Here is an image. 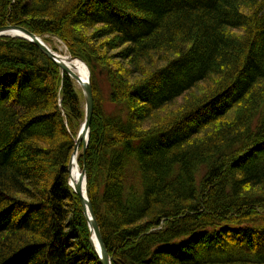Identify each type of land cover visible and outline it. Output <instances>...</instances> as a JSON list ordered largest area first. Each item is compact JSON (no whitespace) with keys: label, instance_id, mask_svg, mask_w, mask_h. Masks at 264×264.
I'll return each instance as SVG.
<instances>
[{"label":"trees","instance_id":"1","mask_svg":"<svg viewBox=\"0 0 264 264\" xmlns=\"http://www.w3.org/2000/svg\"><path fill=\"white\" fill-rule=\"evenodd\" d=\"M12 24L90 69L75 171L113 264H264V0H0ZM84 118L68 73L0 38V264H102L69 185Z\"/></svg>","mask_w":264,"mask_h":264},{"label":"water","instance_id":"2","mask_svg":"<svg viewBox=\"0 0 264 264\" xmlns=\"http://www.w3.org/2000/svg\"><path fill=\"white\" fill-rule=\"evenodd\" d=\"M11 30H16L20 32L22 35H16L14 37H23L24 39H27L31 42H34L48 57L54 60L63 71L67 72L72 78H74L82 87L83 94L85 97V102H86V116H85V122L84 125L82 126L81 130L79 131L78 138L76 139L73 154H72V159L69 164V171L72 166L73 158L74 155L77 153L81 141L84 139L83 142V153L85 154L86 149L88 147L89 139H90V125L92 121V116H93V111H94V97H93V86L91 83V73L89 69V77L88 80L85 82H80L77 75L71 70L70 67L66 64V62H61L60 61V56L52 50L46 42L38 36L37 34L31 32L30 30L18 26V25H6V26H0V38L1 37H6V36H11V34H8L9 31ZM73 60H80L83 63H85L82 59L80 58H75L71 57ZM85 65H87L85 63ZM81 169V167H80ZM81 175L83 178H85V184H86V194L87 196L85 197L84 194L82 193L81 185L76 184L74 186L75 192L77 195L80 197L84 212L87 216L88 223L90 226V231H91V244L95 248L96 252L98 253L100 260L102 264H113L112 263V258L104 244L103 237H102V232L101 228L99 225V222L96 218L92 203L90 201V196L88 192V187H87V181H86V169L83 168L81 170ZM70 177V173H69Z\"/></svg>","mask_w":264,"mask_h":264},{"label":"rangeland","instance_id":"3","mask_svg":"<svg viewBox=\"0 0 264 264\" xmlns=\"http://www.w3.org/2000/svg\"><path fill=\"white\" fill-rule=\"evenodd\" d=\"M13 25V24H12ZM6 26V25H4ZM99 29V26L97 27H94L93 29L89 30L90 34H94L97 30ZM97 33V32H96ZM95 33V34H96ZM6 37H14V35H11V36H6ZM42 37V36H41ZM45 37L48 39L47 41L44 40L46 42V44L52 49L54 50L55 52H57L58 54H61L63 55L64 57H67V56H70V57H74L72 56L69 51H68V47L67 45L65 44L64 41H62L61 39H59L58 37L56 36H51V35H45ZM43 38V37H42ZM99 42H103V43H108L107 47L109 51H107V54L109 57H115L116 58V61H120V63L124 64V57L122 55V52L124 50V45L121 46V44L117 43L116 40H113L112 37H104L102 39L99 40ZM77 58V57H75ZM115 61V65H117V62ZM56 63V62H55ZM57 64V63H56ZM58 65V64H57ZM59 66V65H58ZM60 67V66H59ZM61 68V67H60ZM62 70V69H61ZM63 71V70H62ZM65 72V71H63ZM67 73V72H66ZM91 73V72H90ZM72 78V77H71ZM74 79V78H72ZM74 81L76 82L77 86L80 88L79 84L77 83V81L74 79ZM81 90V89H80ZM112 109V107H109ZM83 123V122H82ZM82 123H81V126L78 130V134H79V131L82 127ZM78 134H77V137H78ZM175 134H169L167 137L163 138V140H166V141H170L174 138ZM77 139V138H76ZM82 147H83V144L81 143L80 146H79V153L81 155V153L83 154L82 152ZM73 154V153H72ZM80 164V163H79ZM81 167V166H80ZM83 168H81L82 170ZM70 180V178H69ZM75 182V181H74ZM76 183V182H75ZM77 184V183H76ZM92 235V234H91Z\"/></svg>","mask_w":264,"mask_h":264},{"label":"bare ground","instance_id":"4","mask_svg":"<svg viewBox=\"0 0 264 264\" xmlns=\"http://www.w3.org/2000/svg\"><path fill=\"white\" fill-rule=\"evenodd\" d=\"M8 34H11V35H14V36H16V35H22L20 32H18L16 30H11V31L8 32ZM38 36H40V35H38ZM21 38H23V37H21ZM58 55L60 56L59 57L60 58V61L61 62H66V64L68 65V67H70L71 70L77 75V77H78V79H79V81L81 83L88 80V77H89V67H88V65H85V63H83L80 60L75 61V60L71 59L70 56L64 57L61 54H58ZM79 86H80V84H79ZM80 89L82 90V87L81 86H80ZM82 93H83V90H82ZM83 96H84V94H83ZM84 101H85V97H84ZM85 116H86V102H85ZM84 120H85V118H84ZM84 120H83L82 126L84 125V122H85ZM83 142H84V139L81 141V143L83 144ZM82 152H83V147H82ZM79 155H80V153H79V149H78L77 153L74 155V158H73V162H72V166L70 168V171H69V166H68V171L70 173L71 179L74 180L77 184H80L81 185L82 193L86 197L87 194H86L85 178H83L81 175H79L75 171V166H76V162H77V159H78ZM71 159H72V156L70 158V161H71ZM69 164H70V162H69ZM80 172H81V169H80ZM86 181H87V174H86ZM69 185L74 189V186H72V184L70 182H69ZM74 191H75V189H74Z\"/></svg>","mask_w":264,"mask_h":264}]
</instances>
